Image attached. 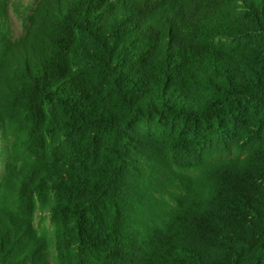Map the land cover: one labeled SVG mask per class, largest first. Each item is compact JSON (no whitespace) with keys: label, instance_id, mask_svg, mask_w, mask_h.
<instances>
[{"label":"trees","instance_id":"obj_1","mask_svg":"<svg viewBox=\"0 0 264 264\" xmlns=\"http://www.w3.org/2000/svg\"><path fill=\"white\" fill-rule=\"evenodd\" d=\"M19 18L15 39L0 9V264H264V0Z\"/></svg>","mask_w":264,"mask_h":264},{"label":"rangeland","instance_id":"obj_2","mask_svg":"<svg viewBox=\"0 0 264 264\" xmlns=\"http://www.w3.org/2000/svg\"><path fill=\"white\" fill-rule=\"evenodd\" d=\"M34 0H0V9L4 11L5 18L15 39L22 34L20 12L32 5ZM17 9L19 11H17ZM1 171V167H0Z\"/></svg>","mask_w":264,"mask_h":264}]
</instances>
